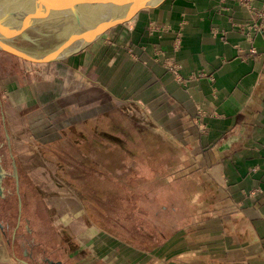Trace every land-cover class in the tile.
Listing matches in <instances>:
<instances>
[{"label":"crops","instance_id":"0c3cea01","mask_svg":"<svg viewBox=\"0 0 264 264\" xmlns=\"http://www.w3.org/2000/svg\"><path fill=\"white\" fill-rule=\"evenodd\" d=\"M262 6L167 0L58 62L84 94L95 87L114 102L140 106L149 130L136 125L133 140L165 144L162 164L147 176L149 187L165 192L159 235L149 232L159 238L75 246L74 264H264ZM165 57L180 65L178 75ZM62 89L58 83L52 98ZM45 97L38 92L36 100ZM139 153L132 147L129 155ZM15 252L0 236V264H27Z\"/></svg>","mask_w":264,"mask_h":264},{"label":"rangeland","instance_id":"374dc122","mask_svg":"<svg viewBox=\"0 0 264 264\" xmlns=\"http://www.w3.org/2000/svg\"><path fill=\"white\" fill-rule=\"evenodd\" d=\"M79 26L77 18L64 16L29 27L11 43L44 53ZM58 62H32L0 48V220L9 218L10 231L15 228V161L33 243L15 251L40 249L51 260L74 264L71 249L99 246L101 239L107 243L101 246H121L117 240L151 244L159 238L165 192L149 187L147 176L152 165L162 164L158 152L165 144L156 141L149 149L148 139L133 140L131 132L149 130L140 106L114 102L95 87L84 94L77 82H67L70 70L61 74ZM58 83L62 95L52 98ZM38 92L48 97L36 100ZM132 147L140 149L138 156L129 155ZM2 229L0 223L10 246L11 232L3 236Z\"/></svg>","mask_w":264,"mask_h":264},{"label":"water","instance_id":"95a60500","mask_svg":"<svg viewBox=\"0 0 264 264\" xmlns=\"http://www.w3.org/2000/svg\"><path fill=\"white\" fill-rule=\"evenodd\" d=\"M11 1V2H10ZM0 0V48L20 58L38 63L62 61L80 52L116 25L134 18L143 9H154L167 0ZM12 8L8 10V7ZM73 16L80 26L62 43L44 53H32L11 43L29 27L39 23ZM9 138V134L7 133ZM20 209L19 175L15 161ZM1 181V174H0ZM50 264H64L48 259ZM27 264L28 262L25 261Z\"/></svg>","mask_w":264,"mask_h":264},{"label":"flooded vegetation","instance_id":"af4514ba","mask_svg":"<svg viewBox=\"0 0 264 264\" xmlns=\"http://www.w3.org/2000/svg\"><path fill=\"white\" fill-rule=\"evenodd\" d=\"M20 183H19V191H20ZM17 188V185H16ZM17 191V190H16ZM18 194V192H17ZM21 196V193H20ZM19 198V195H18ZM22 200V197H21ZM20 203V201H19ZM18 216L16 217L15 221V228L12 229V232L10 231V224L8 222L9 218L4 217L3 219L0 220V223H3V231L2 235L6 236L7 231L11 232L10 235L8 233V244H11L12 246H32V239L30 237V233L28 232V223H29V218L25 215V207L21 206L20 209V204L18 208ZM24 230V231H23ZM39 242H37L38 245ZM36 244V242L34 243ZM10 245V246H11ZM35 246V245H34ZM39 246H43L42 242H40ZM37 250V249H36ZM36 250H31V251H26L25 248L22 249V251H16V255L18 258L22 259L23 261H27L29 264H50L48 261V257L43 256V250L38 249L39 251L37 252ZM42 252V255L40 254Z\"/></svg>","mask_w":264,"mask_h":264},{"label":"built area","instance_id":"2783aa9c","mask_svg":"<svg viewBox=\"0 0 264 264\" xmlns=\"http://www.w3.org/2000/svg\"><path fill=\"white\" fill-rule=\"evenodd\" d=\"M259 16H260L262 19H264V0H263V6H262V9H261L260 12H259ZM152 24H153V23H151V26H152V28H154L155 26L152 25ZM259 26H261V25H259ZM159 51H160V49H159ZM164 62H165V65H166L168 68H170L171 70H173L174 72H176L177 75H178L180 65H179L177 62L172 61L169 57H165V58H164Z\"/></svg>","mask_w":264,"mask_h":264},{"label":"bare ground","instance_id":"6f19581e","mask_svg":"<svg viewBox=\"0 0 264 264\" xmlns=\"http://www.w3.org/2000/svg\"><path fill=\"white\" fill-rule=\"evenodd\" d=\"M10 1V0H9ZM14 1H16V0H14ZM11 2V1H10Z\"/></svg>","mask_w":264,"mask_h":264}]
</instances>
